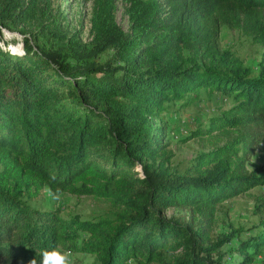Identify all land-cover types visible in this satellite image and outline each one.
<instances>
[{
  "label": "trees",
  "instance_id": "1",
  "mask_svg": "<svg viewBox=\"0 0 264 264\" xmlns=\"http://www.w3.org/2000/svg\"><path fill=\"white\" fill-rule=\"evenodd\" d=\"M84 1L88 40L65 28L52 0H0V264L39 262L57 243L89 264H254L264 217L229 262L223 246L243 228L213 226L219 204L264 184V168L246 167L264 142V0H124L127 31L118 0ZM224 26L263 47L256 73L220 46ZM202 89L234 101L191 132L211 147L180 170L155 121ZM44 187L113 208L63 219L31 206ZM171 206L185 211L167 217Z\"/></svg>",
  "mask_w": 264,
  "mask_h": 264
},
{
  "label": "rangeland",
  "instance_id": "2",
  "mask_svg": "<svg viewBox=\"0 0 264 264\" xmlns=\"http://www.w3.org/2000/svg\"><path fill=\"white\" fill-rule=\"evenodd\" d=\"M125 1L118 0L116 20L124 29H129V23L125 12ZM52 13H56L62 20L65 28L69 31L81 29V39H89L90 10L91 2L84 0H52ZM32 30L36 31L34 24ZM4 37L9 42L6 46L14 51L21 50V46L12 44L11 40H20V37L13 32L4 31ZM3 45L2 42H0ZM219 44L222 48H227L238 56L246 65L256 73L259 70V62L263 52V47L256 43L249 35L242 33L238 29L222 27L219 35ZM200 97L192 103L186 100H176L167 102V109L163 113L161 120H156L158 126L164 128L163 144L170 155V166L177 169H184L199 152L210 149V140L205 136L190 137L191 132L203 128L211 116L220 114L233 104L230 96L214 91L211 96L203 89ZM215 134V133H213ZM222 142V141H220ZM246 167L252 170L257 167L264 168V142L258 145L255 153L248 160ZM137 173H141V168L135 167ZM264 198V184L249 189L239 195L229 198L217 206L214 234H230L231 230L239 227L243 228L240 236L227 242L223 248L227 254L226 261L236 259L237 253L229 252L230 248L245 238L251 227L260 218L264 217V210L259 211L260 200ZM33 208L43 210L53 209L59 212L63 219H68L74 215L81 219H87L112 210L111 203L94 198L89 195H74L65 191H53L49 187H44L40 194L30 200ZM185 209L171 206L163 214L167 217L183 212ZM93 256L85 253H71V264H89ZM131 264H136L132 261ZM155 264V263H150ZM254 264H264L263 254L259 255Z\"/></svg>",
  "mask_w": 264,
  "mask_h": 264
},
{
  "label": "clouds",
  "instance_id": "3",
  "mask_svg": "<svg viewBox=\"0 0 264 264\" xmlns=\"http://www.w3.org/2000/svg\"><path fill=\"white\" fill-rule=\"evenodd\" d=\"M29 264H71L70 251L57 243L50 249L42 251L39 262L33 258L29 261Z\"/></svg>",
  "mask_w": 264,
  "mask_h": 264
}]
</instances>
